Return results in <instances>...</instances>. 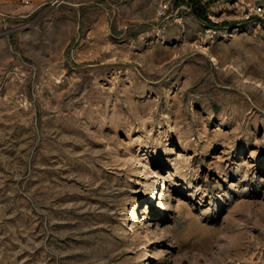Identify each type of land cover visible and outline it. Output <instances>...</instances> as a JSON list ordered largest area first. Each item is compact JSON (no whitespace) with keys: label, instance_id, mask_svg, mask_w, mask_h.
<instances>
[{"label":"rangeland","instance_id":"1","mask_svg":"<svg viewBox=\"0 0 264 264\" xmlns=\"http://www.w3.org/2000/svg\"><path fill=\"white\" fill-rule=\"evenodd\" d=\"M256 0H0V264H264Z\"/></svg>","mask_w":264,"mask_h":264},{"label":"trees","instance_id":"2","mask_svg":"<svg viewBox=\"0 0 264 264\" xmlns=\"http://www.w3.org/2000/svg\"><path fill=\"white\" fill-rule=\"evenodd\" d=\"M191 7V12L196 16L202 18L203 20L212 23L210 18L207 16V12L205 11L204 7L200 4V1H191L189 2Z\"/></svg>","mask_w":264,"mask_h":264},{"label":"built area","instance_id":"3","mask_svg":"<svg viewBox=\"0 0 264 264\" xmlns=\"http://www.w3.org/2000/svg\"><path fill=\"white\" fill-rule=\"evenodd\" d=\"M191 1H201V0H182V2H185L188 5L190 11H191V7L189 5V2ZM254 9L257 15L262 16L264 18V0H256L254 3Z\"/></svg>","mask_w":264,"mask_h":264}]
</instances>
